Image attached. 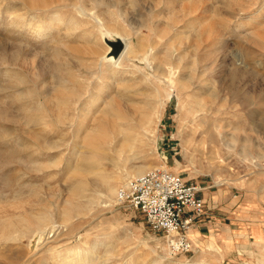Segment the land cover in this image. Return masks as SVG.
I'll use <instances>...</instances> for the list:
<instances>
[{
	"label": "rangeland",
	"instance_id": "rangeland-1",
	"mask_svg": "<svg viewBox=\"0 0 264 264\" xmlns=\"http://www.w3.org/2000/svg\"><path fill=\"white\" fill-rule=\"evenodd\" d=\"M56 1L55 11L62 20L53 19L47 40L35 41L34 38L26 40L21 31L23 23L17 15L23 8L22 0H0V230L6 227L5 219L11 218L20 228L17 233L20 236L25 233L20 240L10 239L3 247L0 245L6 250L4 255L0 254V264H264V139L258 137V129L250 122L254 119L252 115L262 113L264 87L260 85L255 90L251 86L255 80L248 79L249 82L246 80L243 84L230 77L231 68L236 65L246 66L254 76L264 79V7L260 8V0H193L198 7L190 19L195 32L180 38L175 37L176 31H181L183 22L189 20L181 8L182 0H173L175 12L168 9L170 0ZM184 2L186 8V2L188 5L190 1ZM79 7H94L100 15L111 19L114 31L127 35L136 51L142 38L147 37L144 51L150 59V43L160 42L155 64L161 67L166 60L178 63L177 56L169 60L168 50L174 49L178 54L182 48L183 53H187L180 61V75L188 84L168 88L153 75V69L140 60L144 57L141 53L124 61L125 70L110 68L106 62L98 69L96 62L105 53L106 45L99 37L95 22L79 15ZM42 12L45 17L46 11ZM170 14L176 15L177 20L184 16V21L176 25ZM206 29L211 30L209 38ZM31 32L26 31L29 35ZM202 32L205 37H196V33ZM206 38L209 42L212 40L207 51L212 54L202 61L203 51L195 56L191 45L195 42L200 48V40ZM23 45H27L29 51V67L31 61H35L36 68L31 74L43 76L51 90L58 84L59 76L68 81L84 78L88 89L83 101L102 85L100 99L89 106L92 108L88 124L102 123L110 131L111 127L106 124L111 122L116 110L152 101L153 89L159 87L161 96L153 100L157 107L153 112L154 123L148 127L151 132L142 135L141 142L137 141V158L126 160L127 154H123L122 174L115 166V151L114 156H103L104 146L112 142L111 134L90 144H79L70 136L62 140L58 134L44 142L19 137L16 117L23 102L19 95L23 75L17 66L23 62V57L18 55ZM247 51H251V55L245 56ZM11 52L14 53L12 61L7 55ZM49 60L51 63L47 62ZM211 60L214 63L208 70ZM49 64L54 65L53 70L44 71ZM94 64L96 68L90 69ZM195 65L200 69L196 70ZM26 67L30 73V68ZM29 79L32 81L33 76ZM65 92L64 87H56L45 106L73 114L76 106L67 102L69 95ZM246 98L250 100L247 102ZM6 107L12 114L4 117ZM78 116L71 132L79 121ZM49 120L51 129L58 133L67 129L70 133L66 126L59 128L54 118ZM119 121L117 119L115 124ZM130 122L131 126L135 124ZM137 129L133 134L141 132ZM37 130L42 131L40 127ZM130 137L122 134L117 138L120 143L130 145ZM91 145L98 148L94 150ZM245 146L254 157L244 151ZM88 147L93 148L89 150L93 154ZM123 148L122 145L120 149ZM75 151L78 153L74 154ZM85 152L91 155L92 162L88 165L83 160ZM71 160L78 172L67 171ZM141 165L148 166L145 171L166 165L200 185V194L206 198L207 206L190 230L192 249L173 251L168 237L162 230L152 228L144 212L128 202L117 201L119 186L138 176L135 171ZM100 166H104L106 182L115 187V193L109 194L108 184L102 183ZM83 179L82 189L77 180ZM61 211H65V224L60 223ZM40 213L48 214L49 225L61 224L54 230L53 237L60 231L56 241L45 242L44 237L42 243L38 242V235H30ZM22 220L28 223L22 225ZM28 226L31 230L27 231ZM20 230L23 231L20 233ZM63 230L66 232H61ZM51 232L53 230L47 235ZM53 237L50 236L51 240ZM79 246L87 248V256L78 263L70 262L74 257L64 261L67 251Z\"/></svg>",
	"mask_w": 264,
	"mask_h": 264
},
{
	"label": "bare ground",
	"instance_id": "bare-ground-1",
	"mask_svg": "<svg viewBox=\"0 0 264 264\" xmlns=\"http://www.w3.org/2000/svg\"><path fill=\"white\" fill-rule=\"evenodd\" d=\"M185 1H187V0H185ZM188 1H190V2L188 5L186 2V8H185V2H184V0H182V7L181 8H183V10L186 11V12L184 11L185 12L184 15H185V18L186 19L189 18V20L184 21V16L180 17L181 19L179 18L177 20V19H175L176 15L173 16L174 14H170L171 19L176 23V25L178 23L184 21L182 30L176 31V34H175L176 38H180L183 35H185L184 37H188V36H191V34L193 35V33L195 32L194 29L191 28L192 25H190V23H191L190 19H191V16L195 14V11L197 10L198 7H197V5H195L196 2H194L193 0H188ZM22 2H23V4H22L23 8L21 11L18 12L17 16L21 20V24L23 23V25L21 26V31H23V33H24V38L26 40L34 38L35 41L36 40L37 41L38 40H47L50 37L53 19H58V21H59V18H60V13L58 11H55V8H56L55 3H58V1H56V0H22ZM168 2H169V5H168L169 11L175 12L174 1L170 0ZM179 2H181V1H179ZM260 2H261L260 8L264 7V0H260ZM178 7H180V4L178 5ZM30 10H33V11L30 12ZM47 10H49V11H47ZM51 10L53 12H51ZM42 11H46V12H44L47 14L45 17H43L41 15V13H43ZM176 11H178V10H176ZM9 12H12V11L10 10ZM112 13H115V12H112ZM79 15L81 17L91 18L95 22L96 26L98 27L99 37L102 39L103 43L106 45L105 53L103 55L101 54L102 56L100 58V61L98 60L96 62V66L98 69H102L104 66V62H106L107 64H109L111 66L110 68H114V69L119 70V71L125 70L126 67L124 65V61L126 59L131 60L134 57V54L136 55V53H138V54L141 53L144 57L140 60L145 62V64H146L145 66H147V68H150L151 70L153 69V72H154L153 75L155 74V76L158 78V80L161 83H164L168 88L174 89V88H177L179 85L188 84V82H184V80H182V75H180L181 74V62L180 61L184 58V56L187 53V52L183 53V50L181 47H180L181 48L180 52H178V54H176V52H174V49L168 50L169 60L172 59L173 56H177L178 63L173 64L171 61L166 60L165 66L161 67V64H157V65L155 64V59L158 58L159 52H157V48L160 46V42L154 41L153 43H150V46L152 47L151 48L152 56L150 59V57H148L149 54L146 51H144V47L147 45V42H145V41H147L146 39H148L147 37L142 38L143 41L140 43L139 51H136L133 48V46L131 45L130 38L127 35H124L122 33H118L116 31H114V28L112 26L113 23H112L111 19L109 20V18H106V16L103 17L102 15H100L94 7H91L88 9L84 8V7L83 8L79 7ZM247 17L249 19L252 18L250 13ZM18 27H19V25H18ZM189 28H190V30H188ZM29 30L32 31L31 35L26 33V31H29ZM168 30H166V31H168ZM173 30H175V29L173 28ZM171 32H172V30H171ZM202 33L201 34L196 33L197 34L196 37L198 36L199 39L203 35L205 37V34L204 33L202 34ZM207 33H208L207 38L211 37L210 36L211 35L210 29H206V34ZM184 37L181 38V40L184 39ZM207 38L205 40H203V39L200 40L201 41V47L200 48H199V46H197L195 44V42H193L191 45V48H193V51H194L193 54L195 56L198 54L197 52H199L201 50L203 51L200 54L202 61L207 60V58H209V55L212 54V52L207 53V51L212 46V44H211L212 40H210V42H209V41H207L208 40ZM192 40H193V38L191 39V41ZM224 46H225V44H224ZM222 47H223V45H222ZM28 52L29 51L27 49V45L20 46V49L18 51V55L20 54V57L21 56L23 57V58H21V60L23 59V62H21L20 65L17 64L18 69L21 71V74L23 75L22 81H21L22 88L19 91V95H20L21 99L23 100V102H22V106L19 109V113L17 114V117H16L17 118V125H18L19 132H20L19 137L21 139H24L27 141L30 140V141H36V142H38V141L44 142V141L49 140L50 138L55 137V134H58L59 138H61L62 140L67 139L70 136L73 138V140H76L77 142H79V144H83V143L90 144V143H93V141H95V140H98L97 142H99V139H101L103 137V135H105L104 137L106 138V135L111 134V136L113 138L112 142L107 143V147L104 146L103 156L112 155V153H114L113 151H115L117 153L116 156L112 155V156H114L115 166H117V168H119V173L122 174L124 172L123 171V162H121V161H123V158H124L123 154L124 153L127 154L126 160H128L132 157L137 158L136 156L139 155V149H138V146L136 145L137 141L141 142L142 140L140 139V137L142 135L150 134V132H151V131H149L148 127L152 123H154L153 117L155 114H153V112H155L156 108H157L155 106L154 101H157V99L161 96V90L159 89V87L156 86L153 89V97H155V98H152L154 100V101L152 100L153 102L150 99L149 102L144 103V101H142L141 102L143 104L142 106L139 105V106H135L133 108L132 107H126L124 109L116 110L114 115H112L111 122H108L106 124L107 127H109V126L111 127V131H110L108 129H105L106 126H104V124L102 125V123L101 124L100 123L88 124V121H89L88 114L90 112L89 110H91V108H92L91 107L89 109V106L92 104L93 101L95 103L100 99L99 95H100V92L102 91V87H103L102 85L97 86L95 88L94 92H92L91 94L89 93L90 96L88 95L89 97L85 98V100H83V101H81L82 97L84 95L87 96L86 91L88 89V86L86 85V83H84V81H85L84 78H82L81 80L78 79L75 81H68V80L64 79L63 76H59L60 79L58 81V84H56L54 90H51L52 88H49V84L47 83V80L43 76L39 75L38 73H34V75L31 74V71L33 72L36 67H35V63H34L35 61H31V67H29L28 60H27V57L29 55ZM251 53H252L251 51H247V52H245V56L251 55ZM13 54H14L13 52L7 54L8 59L10 61H12L14 59ZM255 54H256V52H255ZM131 56H132V58H131ZM238 58H241V57H238ZM47 62L51 63V60H49ZM213 63L214 62L211 60L210 64L207 66L206 69L210 70L211 67L213 66ZM26 65L30 68V73H29V69L26 67ZM49 65H50L49 67L43 68L44 71L48 70V69L53 70L54 65H51V64H49ZM96 66H95V64L91 65L90 69H93L94 67L96 68ZM195 66H197V67H195V69L196 68L200 69L199 65H195ZM136 67H137V69L139 68V66H136ZM27 71H28V73H26ZM193 72H194V70H193ZM254 75L252 73H250V71L248 70V68L246 66L241 67V66L235 65L231 68V71H230V77H231L232 81H239V82H243V84H244V82H247L248 79L249 80H255L251 85V86H253L252 89L257 90L260 85H263V87H264V79L262 78L263 79L262 80V79L258 78V76H254ZM29 76H33L32 81H30ZM74 78H75V76H74ZM145 78L149 79L146 76H145ZM159 81H157V82L159 83ZM232 84H234V83H232ZM59 86L64 87L66 89L65 93H68V95H69L67 102L69 104L74 105V107L76 106L74 108V113L71 115H70V113H68L69 111H65V112H63L61 110L56 111L52 108L51 105L45 106V104H44V103H49L50 96L53 94L56 87H59ZM57 91H58V89H57ZM244 91H245V89H244ZM246 92L249 94L248 90ZM102 93L103 92H101V94ZM167 93L171 97L174 96L171 91L167 92ZM57 94H59V93H57ZM244 95H245V93H244ZM248 97H250V96H248ZM130 100H132V99H130ZM130 100H129V102L132 103L133 100L132 101H130ZM249 100H250V98L247 99V102ZM127 105H129V104H127ZM78 106L80 107V109H78ZM200 107H201L200 110L204 109V107H202V103H200ZM112 110H115V108H113ZM76 111L79 114V116H78L79 121H77V124L75 126L76 130L74 128V131L71 132V129L75 125V121H76L77 115H78ZM50 112L52 113L53 116L50 115L51 114ZM4 113H5L4 117H7L8 115L12 114L10 112V109L7 107L4 110ZM188 113H191V110H188ZM252 117L254 119H253V121H250V122L254 128L258 129V131H259L258 137L263 140L264 139V107L262 109L261 114H254V115H252ZM53 118L55 119L54 121L56 122V124L59 128H61L62 126L63 127L66 126V128L70 129V133L67 129H65L61 133H58V131H56V129L55 130L51 129V126L49 124V121H50L49 119H53ZM102 118H103V116H102ZM117 119L120 121H119V124L116 125L115 123H116ZM158 119L160 120L159 117H158ZM130 121H134L135 124L131 126L132 122H130ZM39 127L42 129V131L37 130V128H39ZM137 128H139L141 130V132L133 134L134 130ZM139 129H137V130H139ZM237 130L240 131V129H237ZM122 134H123V136L126 134H128V136H131L130 141H132V143H130V145L127 144L128 145L127 146L126 142L120 143V140L117 137H119ZM256 134H257V132H256ZM234 136H236V134ZM234 136L232 137L233 141L235 140ZM248 137H249V135H248ZM127 140H128V138H127ZM246 144H247V141H245V145ZM120 145H121V147L123 145L125 148L120 149L121 148V147L119 148ZM92 147H88V151L90 150V148L92 149L90 151H93V148H94V150L96 148H98L97 146L96 147L94 146L93 148ZM86 150H87V148H86ZM250 150H251L250 148L247 149L246 146L244 147V151L248 155H251L252 157H254V155H253L254 153L252 154ZM88 151H86V152H88ZM90 151H89L90 154L94 153V152H90ZM96 151L98 152V149ZM83 152L84 151H82V153ZM86 152L84 153L85 155L83 154L84 155L83 160H84V164L88 165L92 161H91V157H90L91 155H89V154L86 155ZM100 152L102 154V151H100ZM257 152H260V150ZM77 153H78V151H75L74 154H77ZM82 153H79V154H82ZM259 154H261V153H259ZM260 156H262V154ZM71 159H73V157ZM160 166L167 167L166 165H160ZM147 167H148L147 165H141V166H139L138 170L135 171V173L139 174L138 176H141V175H143V173L146 172L145 170ZM75 168H76L75 164H74L73 160H71L67 165V169H68L67 171H69V169L70 170L73 169L72 171L74 172V170H76ZM99 170H100L101 178L103 180L102 183L106 182L108 178L105 175L106 172H104L105 171L104 166L103 167L100 166ZM71 175H73V177H74V174H71ZM76 179H78V176ZM77 182H78V187L82 186L81 188L83 189L84 188V179L83 180H77ZM106 184H108V186H107L108 193L109 194L115 193V187H113L112 185H110L107 182H106ZM116 194H118V192ZM117 201L119 202L118 199H117ZM61 213L63 214V217H62L60 223L65 224L67 222V219L64 216L65 211H61ZM24 216H26V215H24ZM10 219L11 218L5 219V220H7L6 222H4L6 224V227L4 226L3 229L0 230V245H2V247H3V245H6L8 240H10V239H13V240L17 239L18 240L20 237H22L23 234L25 235V233H23L20 236L19 233H17L18 229H20V228L16 222L14 223V221L12 222ZM22 221L23 222L20 221L21 224L22 223H26V224L28 223V221H25V220H22ZM48 221H50V219H49V216L47 213H40L39 214V216L37 218V224L34 226V230L30 234L33 236L35 235V237H36V235H38V238H37L38 242L43 243L44 237L46 239L45 242L56 241L55 239L60 234V231H59L53 237L54 233L56 232V231L54 232V230L58 228L57 225L61 226V224L60 223L58 224L56 222H52L49 225ZM33 222H35V220ZM21 224H19V225L22 226L23 224L22 225ZM28 230H31L30 226H28L27 231ZM51 230H53V232H51L50 235L49 234L47 235V233H49ZM66 230L65 231L63 230L61 232H66ZM22 231L20 230L19 232L21 233ZM50 236L53 237L52 240H51ZM83 243L85 245L84 241H83ZM7 247H9V246H6V248ZM5 251L0 248V254L4 255ZM87 253H89L87 248L82 247V246L75 247L74 249L67 251V254H66L67 256L64 258V261H69L72 257H74V260H70V262H72V261H75L76 263L81 262L82 259L87 256ZM155 263H156V261H155Z\"/></svg>",
	"mask_w": 264,
	"mask_h": 264
},
{
	"label": "built area",
	"instance_id": "built-area-1",
	"mask_svg": "<svg viewBox=\"0 0 264 264\" xmlns=\"http://www.w3.org/2000/svg\"><path fill=\"white\" fill-rule=\"evenodd\" d=\"M200 191V185L183 173L155 166L121 184L117 199L144 212L152 228L168 237L173 251H186L193 247L190 230L195 219L207 206Z\"/></svg>",
	"mask_w": 264,
	"mask_h": 264
},
{
	"label": "crops",
	"instance_id": "crops-1",
	"mask_svg": "<svg viewBox=\"0 0 264 264\" xmlns=\"http://www.w3.org/2000/svg\"><path fill=\"white\" fill-rule=\"evenodd\" d=\"M205 199H206V198H205ZM205 209H206V208H205ZM205 211H206V210H205ZM203 214H204V213H203ZM200 216H201V215H200ZM200 216H199V217H200ZM199 217H198V218H199ZM196 220H198V219H196ZM195 224H196V223H195ZM195 224H194V225H195Z\"/></svg>",
	"mask_w": 264,
	"mask_h": 264
},
{
	"label": "water",
	"instance_id": "water-1",
	"mask_svg": "<svg viewBox=\"0 0 264 264\" xmlns=\"http://www.w3.org/2000/svg\"><path fill=\"white\" fill-rule=\"evenodd\" d=\"M120 47V46H119Z\"/></svg>",
	"mask_w": 264,
	"mask_h": 264
}]
</instances>
